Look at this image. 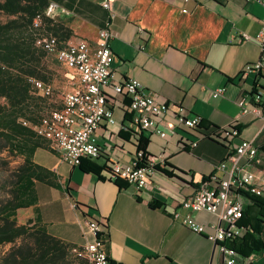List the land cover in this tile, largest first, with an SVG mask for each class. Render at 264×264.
<instances>
[{"label":"crops","instance_id":"1","mask_svg":"<svg viewBox=\"0 0 264 264\" xmlns=\"http://www.w3.org/2000/svg\"><path fill=\"white\" fill-rule=\"evenodd\" d=\"M49 3L56 5L54 19L73 31V39L94 43L110 22L116 80H139L159 100L183 105L191 115L200 116L202 124L187 129L168 116L164 121L168 135L161 138L139 130L128 118L129 105H124L128 99L117 95L112 104L117 122L97 130L102 154L88 159L106 167L100 174L71 166L46 149L23 146V157L56 172L61 188L24 180L20 202L25 207L14 218L20 224L33 219L47 233L80 246L81 223L99 219L114 264H222L216 245L182 223L188 211L180 209L178 219L172 212L196 193L203 180L214 173L225 176L215 168L236 143L242 139L264 143L262 120L243 114L240 105L243 100L255 105L259 97L264 108V74L244 73L261 55L259 44L244 34L257 35L264 7L246 0ZM220 87L225 88L224 95L214 98L213 91ZM233 124L239 136L223 142L224 131ZM140 134L147 139L146 153L164 154L165 159L147 187L120 188L110 178L109 165L113 160L131 162ZM194 217L201 223L217 221L205 211Z\"/></svg>","mask_w":264,"mask_h":264},{"label":"built area","instance_id":"2","mask_svg":"<svg viewBox=\"0 0 264 264\" xmlns=\"http://www.w3.org/2000/svg\"><path fill=\"white\" fill-rule=\"evenodd\" d=\"M246 1L257 2L264 7V0ZM55 8V4H49L44 16L54 18ZM41 23L42 15H38L35 25ZM110 24L107 22L100 29L98 40L94 43L73 37L61 41L52 34L41 35L36 42L38 47L55 56L66 68L71 85L58 107L51 109L45 122L33 125L23 120V124L46 139L54 154L71 166H80L83 159H97L101 156L102 147L97 130L105 123L113 125L117 122L112 105L117 95L128 99L130 120L139 130L151 131L161 138L168 135L164 127L168 116H173L179 126L187 129H196L202 123L200 116L191 115L183 105L159 100L139 80H116ZM244 37L246 40L254 39L261 48L260 58L247 65L244 73L264 74V20L255 37L247 34ZM31 81L38 94L46 97L54 95L51 84L34 78ZM224 93L225 88H217L213 91V97H221ZM240 105L243 114L260 118L264 127V108L259 97L255 105L247 100L241 101ZM224 132L226 137L239 136V130L234 124ZM258 146L256 139H242L236 143L215 168L216 171L224 172L225 176L219 177L214 173L203 180L196 193L181 200L179 207L172 212V216L178 219L181 216L180 209L188 211L182 223L216 245L223 256L222 264H237L239 261L242 264H253L258 259L254 254L242 257L227 245V241L243 236L250 228L240 224L245 207L242 191L261 194V187L264 186V170L259 167L261 159ZM164 159V154L157 157L138 151L129 163L113 160L109 165L110 178L113 181L123 180L140 189L145 188L156 173L158 163ZM203 211L215 215L217 221L209 224L197 221L194 213ZM81 230L84 244L79 252L82 257L80 264H110L102 222L96 218H87L81 223Z\"/></svg>","mask_w":264,"mask_h":264},{"label":"trees","instance_id":"3","mask_svg":"<svg viewBox=\"0 0 264 264\" xmlns=\"http://www.w3.org/2000/svg\"><path fill=\"white\" fill-rule=\"evenodd\" d=\"M49 4V0H0V11L13 17L5 23L0 22V141H5V147L14 149L16 154L22 151L25 144L54 153L46 139L23 124V120L33 125L41 124L48 119L51 109L55 108L49 110L51 106L48 105V100L53 96L38 94L31 81L34 78L51 84L47 80L48 63L45 60L50 54L36 45L38 37L52 34L61 41L73 37V31L64 23L44 16ZM38 15H42V23L36 26ZM125 104L129 105V101L126 100ZM128 118L131 119L130 116ZM139 137L138 151L146 153L147 139L143 134ZM221 140L226 142L229 139L222 136ZM258 150L264 169V143L258 146ZM23 158L24 164L19 168L14 183L15 203L3 210L8 215L2 217L0 244L12 243L19 238L29 239L31 243L10 264H80V245L47 233L33 219L20 224L14 218L12 212L25 207L20 202L24 180H37L61 188L56 172L30 158ZM80 168L96 174L106 169L104 165L88 159L82 160ZM115 183L120 188L130 186L120 179ZM242 196L245 207L240 224L250 228L243 236L227 241V245L242 257L254 254L258 256V261H264V186L261 187V194L242 191ZM110 264L114 263L110 261Z\"/></svg>","mask_w":264,"mask_h":264},{"label":"rangeland","instance_id":"4","mask_svg":"<svg viewBox=\"0 0 264 264\" xmlns=\"http://www.w3.org/2000/svg\"><path fill=\"white\" fill-rule=\"evenodd\" d=\"M12 16L0 11V22L5 23L12 19ZM48 66L47 80L54 87V95L48 100L49 110L58 107L62 96L70 88L71 82L67 76V70L56 59L55 56L47 55L45 57ZM1 102L4 103L2 99ZM259 144V143H258ZM6 142L0 141V225L3 224L2 217L8 215L3 210L15 203L14 183L17 180L19 168L24 164L22 152L15 153L14 149L8 150L5 147ZM53 157L51 154H48ZM260 167V166H259ZM18 209L12 213L16 214ZM17 217H15L16 219ZM31 241L29 239L19 238L12 243L0 244V264H10L21 251L26 250ZM80 255V253H79ZM239 261L237 264H241ZM253 264H264V261H255Z\"/></svg>","mask_w":264,"mask_h":264}]
</instances>
